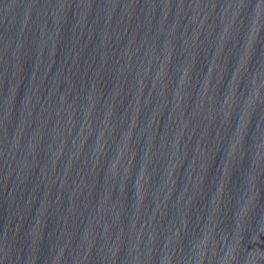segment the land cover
<instances>
[{"label": "water", "instance_id": "1", "mask_svg": "<svg viewBox=\"0 0 264 264\" xmlns=\"http://www.w3.org/2000/svg\"><path fill=\"white\" fill-rule=\"evenodd\" d=\"M0 264H264V0H0Z\"/></svg>", "mask_w": 264, "mask_h": 264}]
</instances>
